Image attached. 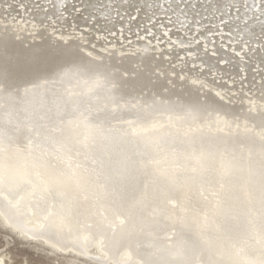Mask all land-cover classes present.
<instances>
[{"label":"bare ground","instance_id":"6f19581e","mask_svg":"<svg viewBox=\"0 0 264 264\" xmlns=\"http://www.w3.org/2000/svg\"><path fill=\"white\" fill-rule=\"evenodd\" d=\"M13 32L0 27L2 223L106 264H264V95L214 93L141 41L92 57ZM242 58L264 76V56Z\"/></svg>","mask_w":264,"mask_h":264},{"label":"snow or ice","instance_id":"6c2138e0","mask_svg":"<svg viewBox=\"0 0 264 264\" xmlns=\"http://www.w3.org/2000/svg\"><path fill=\"white\" fill-rule=\"evenodd\" d=\"M25 11L59 28L91 27L89 43L97 31L109 41L144 37L146 52L149 41L153 52L159 43L173 71L231 78L240 71L238 52L264 56V0H31Z\"/></svg>","mask_w":264,"mask_h":264},{"label":"rangeland","instance_id":"374dc122","mask_svg":"<svg viewBox=\"0 0 264 264\" xmlns=\"http://www.w3.org/2000/svg\"><path fill=\"white\" fill-rule=\"evenodd\" d=\"M1 1L2 0H0V27L3 25L10 27L12 31H14L13 33L17 34L16 39L24 38L29 41L33 39L38 40L36 34L37 30L39 28H43V29H47L48 31L47 33L51 38L61 40L62 42L74 38L78 39L81 42V46H83L82 47L83 50L85 48L84 46H87L89 48V50L87 51L90 55H92V57H96L98 52L107 53L112 50L120 54L118 50L120 48H124V51L126 50L125 51L126 53H132L133 51H127V49L130 50L134 49L135 51L138 47L135 44L145 39L144 37H133L125 41V43H123V39H124L123 35H117L115 39L109 41V38L108 39L104 38L105 40H102L101 39L103 38L102 36L98 38V34L96 33L97 40L92 42V44H88V41L86 40L87 36H85L84 33L92 31L91 29H89V27L81 26L80 30L78 31L77 23H73L70 28L69 27L59 28L57 26H54L55 21H51V23L49 22L41 23V21L37 19L31 12L25 11L27 5L31 3V0H21V1L4 0L2 2ZM5 2H7L8 5L12 7L11 11H7L8 8L6 7L7 4H5ZM20 3L22 4L20 5ZM83 23H81L80 25H83ZM65 32L68 33L65 35ZM58 33H61V35ZM71 35H73V37ZM120 37H122L123 39L121 40ZM1 38L2 36L0 35V39ZM84 40L86 41L84 42ZM106 42H110V44H106ZM116 42H119L120 44L118 46L114 45V43ZM153 43L154 42L152 41L148 42L149 48H152ZM127 44L130 45L128 46V48L126 46ZM154 47H155L154 52L165 51L164 47H162L161 45L159 47V43H155ZM170 47L171 45H169V48ZM247 50L248 49L246 47L245 51ZM150 51L153 52L152 50ZM237 55L239 56V58L241 57L239 62L240 71L236 73L234 76L232 75L231 78L221 77L220 76L221 74L215 72L212 73V76L209 77V79L206 76H201V75L198 76V74H195V76L197 78L199 77L200 79L199 83H202L203 86L206 83L205 89H209L214 93L215 92L220 93L224 97L232 98L233 100H236V98H242L245 104H248L253 101L256 102V99H259L264 95V90L262 88H255V84L256 86H258V83H261V80L264 76L263 75L260 76L259 73H255L256 72L255 70H257L256 67L258 65L254 64L253 61H249L250 56H245L243 51L238 52ZM242 57L246 59L248 57L249 59L245 60ZM250 62L251 64H254L255 67L252 69L250 68L251 81L248 83L242 82L245 78L246 75L245 73H247V67L244 64H248ZM260 70H262V67L260 68ZM237 74L238 76H236ZM201 77H205V78H201ZM257 77H260V79H257ZM203 79L204 81L206 80L205 83ZM219 84H224L226 87L218 88V89L215 88ZM230 87H235V88H230ZM219 89L221 92L219 91ZM246 99H247V103L245 102ZM104 263L102 261L99 262V260L92 259L86 255L83 256V254L77 255L75 252H72L70 250L63 251L61 249H58L52 246L50 243L44 241L42 237L34 238L33 236H30L28 234L26 235V233H23L19 229L13 228L8 224L2 223V221L0 220V264H104Z\"/></svg>","mask_w":264,"mask_h":264}]
</instances>
